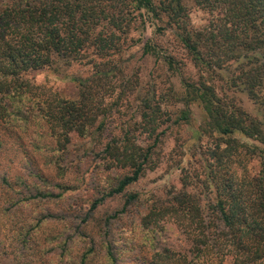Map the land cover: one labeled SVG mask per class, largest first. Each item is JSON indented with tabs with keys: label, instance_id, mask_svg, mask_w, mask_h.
<instances>
[{
	"label": "trees",
	"instance_id": "16d2710c",
	"mask_svg": "<svg viewBox=\"0 0 264 264\" xmlns=\"http://www.w3.org/2000/svg\"><path fill=\"white\" fill-rule=\"evenodd\" d=\"M194 9L207 15L206 24L193 25ZM147 23L158 42L146 40L142 55L156 57L177 79L158 99L141 96L140 70L125 58L141 44L130 34ZM187 64L196 78L185 77ZM51 69L74 70L66 74L74 97L31 77ZM263 91L264 0H0V126L20 141L35 128L56 151L67 148L71 134L101 146L108 187L88 221L105 198L125 197L124 208L136 201L128 188L159 167L168 131L189 123L191 105L200 108L197 139L211 145L196 162L203 174L185 166L175 140L170 167L180 188L163 189L143 218L156 228L169 221L179 245L153 248L147 264H264ZM112 123L119 133L105 136ZM243 158L256 160L258 170L240 180L235 169H246Z\"/></svg>",
	"mask_w": 264,
	"mask_h": 264
},
{
	"label": "rangeland",
	"instance_id": "374dc122",
	"mask_svg": "<svg viewBox=\"0 0 264 264\" xmlns=\"http://www.w3.org/2000/svg\"><path fill=\"white\" fill-rule=\"evenodd\" d=\"M207 19L203 12L192 10L194 26L206 24ZM142 32L130 34L131 39H140L141 44L131 48L125 58L132 70H140L141 96L150 94L158 99L159 94H168L177 79L167 77L164 68L156 64V57L142 55L141 47L146 40L151 39L155 45L158 42L153 24L147 23ZM71 71L74 70H41L31 77L63 97H74L75 86L66 78ZM185 77L196 78L189 64ZM236 101L254 114L255 107L246 97L236 95ZM177 108L169 111L178 113ZM189 109V123L168 131L163 146L165 157L159 167L146 172L128 188L127 194L138 196L136 201L124 208L125 197L105 198L89 221L86 214L91 204L103 197L108 187L109 174L102 170L98 156L101 146L71 134L67 148L56 151L53 145L49 148L43 145L45 141L34 132L35 128L20 141L0 126V264H80L83 256L84 264H147L153 248L178 246L179 232L169 221L156 228L154 224L144 225L143 218L163 189L180 188L178 172L170 167L175 140L183 145L185 166L203 174V166L196 162L204 160L205 147L211 145L206 138L197 139L202 120L200 108L191 105ZM116 128L112 123L104 135H117L120 130ZM192 154L197 156L188 159ZM242 162L246 169H235L238 179L257 173L256 160L243 158ZM196 191L202 193L203 189L199 185ZM46 194L51 196L45 197ZM156 231L161 236L159 240ZM107 252L114 261L109 260Z\"/></svg>",
	"mask_w": 264,
	"mask_h": 264
}]
</instances>
